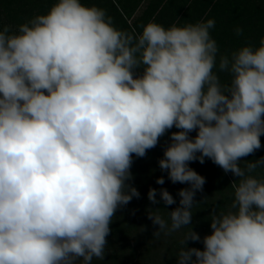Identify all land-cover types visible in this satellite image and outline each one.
<instances>
[{"label":"clouds","instance_id":"obj_1","mask_svg":"<svg viewBox=\"0 0 264 264\" xmlns=\"http://www.w3.org/2000/svg\"><path fill=\"white\" fill-rule=\"evenodd\" d=\"M214 27L150 21L129 33L81 0L0 24V264L104 260L113 217L140 197L134 157L169 133L159 168L188 187L168 219L147 210L152 236L192 225L206 178L189 165L207 158L236 178L232 202L211 211L210 234L184 233L176 264H264V176L253 174L264 157L241 166L264 136V37L220 54ZM147 198L177 203L163 187Z\"/></svg>","mask_w":264,"mask_h":264},{"label":"rangeland","instance_id":"obj_2","mask_svg":"<svg viewBox=\"0 0 264 264\" xmlns=\"http://www.w3.org/2000/svg\"><path fill=\"white\" fill-rule=\"evenodd\" d=\"M3 1H9L11 4H3ZM26 1L27 2L0 0V24H8L15 27L18 17H26V8L30 7L31 4L28 0ZM81 2L87 6L95 5L104 9L107 14L109 13V9L103 0H81ZM160 2L161 3H156L157 9L164 6L165 8H168L167 12H173L172 15L156 19V23H159L166 28L173 23L182 26L187 23H196L202 20L206 21L208 19H214L215 27L210 30V32L212 37L217 42L220 54H230L232 52L233 49L229 42L230 38H233L232 43L237 38L240 40V35L238 36L235 31L237 28L243 29L244 35L248 38L247 41L250 40L251 34H254V32L249 29H244L245 24L243 21L248 20L249 16L255 12L254 10L260 8L264 9V0H161ZM52 4L53 3L44 5L48 7ZM31 5L37 6L36 4ZM248 7L251 8L250 11L248 10ZM246 11H248V13ZM249 19L251 20V18ZM112 21L115 26L116 21ZM246 31H250V35L245 33ZM233 47L236 49L238 48L236 46ZM227 79L228 77H226V74L224 73L221 76L222 82L225 80L227 81ZM173 129L174 131H177V129ZM173 129L170 131H173ZM169 134L163 136L162 142L164 143L158 144L155 148L148 151L149 155H146L143 158L134 157V163L131 168L134 176L132 183L140 192V197L133 198L129 204L118 209L116 216L113 217V222L110 225L111 228L113 224H120L124 231L127 223L128 225H131L133 229L129 231L130 239L124 240L123 243L118 246L120 250H109V252L105 253L104 260H94L93 264H128L127 262L130 264L176 263L177 253L181 248L180 241L183 239L184 233L181 232L182 230L180 229L168 236L161 234L160 238L156 239L152 236V234L158 226H154L151 220L148 219L147 215V210L149 208H159V214L165 219H168V211H171L178 206V190L188 187L187 184H173L170 180H168L167 174L165 172H161L159 168L158 160L162 158V156L156 154L158 152L157 148L166 146ZM260 139L262 147L257 150V152L253 153H257V156H254L256 160L262 157V155L259 157L258 153L264 150V136H261ZM189 166L206 178L203 192H197L195 197L197 201L201 202L195 204L192 208L193 217L191 225L193 230L196 231L201 238H203L211 232L210 222L204 223L203 219H200L198 216V212L200 211L202 214L206 213L205 209H201L208 201L204 198V196L211 191L209 189L211 185H214L217 188L219 181L223 178L228 177L231 181L236 178L232 176L231 173H224L219 166L215 165L207 158L203 164L199 163V161H194L191 162ZM253 174L258 178L264 176V169H260L259 171L256 170ZM160 176H164L165 178V183L163 185L156 183L157 178ZM161 187L166 188L172 194L177 201L176 204L165 206L161 201L160 204L154 205L148 200L147 193L149 188L160 189ZM211 194L215 195L219 199L226 197L224 194L219 195L216 190L213 193L211 192ZM230 198L231 197L229 196L228 199L223 201V208L218 209L217 212H221V210L227 211L229 209L232 202V199ZM157 199H160L159 194L157 195ZM185 228H189V226ZM124 237H126V235ZM177 244H179L178 249L175 247ZM196 245L197 248H199V246H202V243L188 242V247H195ZM106 250L107 249H105V251ZM110 253L111 256L117 255V257L115 259H107L106 256H109Z\"/></svg>","mask_w":264,"mask_h":264},{"label":"trees","instance_id":"obj_3","mask_svg":"<svg viewBox=\"0 0 264 264\" xmlns=\"http://www.w3.org/2000/svg\"><path fill=\"white\" fill-rule=\"evenodd\" d=\"M12 1H16V2H27L26 0H12ZM104 3L107 5V8L109 9V13L107 14L108 16L112 17V20H115V26L117 29L119 30H123V31H127L129 33H133L132 30L125 24V25H120L118 24V21H123V17L122 15L119 13V11L116 8V4H115V0H103ZM29 3L31 4H36L35 5H31L30 7L26 8L27 9V13H26V17H18L16 20V25H19L21 23H24L26 20L32 18L35 15L38 14H45L48 12V10L51 8V6L56 2V0H28ZM53 3L52 5L46 7L44 4H50ZM3 4L9 5L11 4L9 1H3ZM89 6V5H88ZM18 9V8H16ZM250 7H248V10L250 11ZM261 9V8H260ZM256 9L254 10L255 12L253 14H251L249 16V18H251V20L248 18V20H244L243 23L245 24L244 29H249L250 31L254 32V34H251L250 40L247 41V36L244 35V33L242 34V36L240 35V40H244V41H240L238 38L234 40V42L232 43L233 38L229 39L230 45L232 47L233 50H235L236 48H234L233 46H236L238 48H240V46L246 45V44H251L253 46H259V41L261 39V37H264V9ZM248 13V11H246ZM250 31H246L245 33L250 35ZM251 41V42H249ZM237 48V49H238ZM232 50V51H233ZM224 73H221L220 76H222ZM227 77V74H226ZM223 82H226L223 81ZM174 131V129H173ZM194 134V135H193ZM193 136H195V132H193ZM168 135V134H167ZM163 137H161L159 144L164 143L162 142ZM165 146L161 147V148H157L158 152L156 153L157 155L163 156V149ZM257 152V151H255ZM146 155H149V153L147 152ZM262 155V157H264V150H262V152L258 153V156L260 157ZM254 156H257L256 154H251L248 157L243 158L244 161H241V165L244 166V164L246 163V161L248 160H256ZM258 171L260 169H257ZM231 179L227 178H223L222 180L219 181L218 183V187L216 188L214 185L210 186V190L206 195L204 193V198L207 199L208 201L206 202V204L203 206V208L201 209H205L206 213L202 214V212H198V216L200 219H203L204 223L206 222H210L211 216L210 213L213 209L217 210L220 208H223V201L225 199H228L229 196L231 197L230 199L233 198V189L231 187ZM218 191L219 195L224 194L226 197L225 198H217L215 195L211 194V192L213 193L214 191ZM210 193V194H209ZM219 197V196H218ZM222 211V210H221ZM220 211H218L217 213H219ZM207 226V225H206ZM205 226V227H206ZM192 226L189 225V228H181V232L185 233L188 231V229H190ZM125 231L124 229H122V226L120 224L116 225L113 224L111 227V233L110 235L107 237V241H108V247L106 246V252H109V250H120V248L118 247L119 245H121L123 243L124 240L126 239H130V235H129V231L133 229V227L131 225H128V223L125 225ZM126 235V237H124ZM184 235V234H183ZM124 238H121V237ZM137 241V240H136ZM118 243V244H117ZM179 243V242H177ZM137 245V244H136ZM177 249L179 247V244H177V246H175ZM197 247V245L195 246ZM199 248H203V245ZM113 252V251H112ZM107 259H115L117 257V255H113L111 256V253L109 256H106ZM128 264H130L129 262H127ZM176 264V263H175Z\"/></svg>","mask_w":264,"mask_h":264},{"label":"crops","instance_id":"obj_4","mask_svg":"<svg viewBox=\"0 0 264 264\" xmlns=\"http://www.w3.org/2000/svg\"><path fill=\"white\" fill-rule=\"evenodd\" d=\"M161 1V0H160ZM159 0H115L116 8L123 17L118 24L127 25L132 32L140 33L144 24L160 19L161 17L172 15L173 12H167L168 8L159 7L156 3H161Z\"/></svg>","mask_w":264,"mask_h":264}]
</instances>
